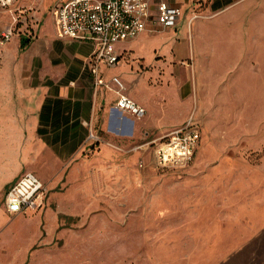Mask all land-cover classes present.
Instances as JSON below:
<instances>
[{
  "label": "rangeland",
  "instance_id": "rangeland-1",
  "mask_svg": "<svg viewBox=\"0 0 264 264\" xmlns=\"http://www.w3.org/2000/svg\"><path fill=\"white\" fill-rule=\"evenodd\" d=\"M59 1L18 0L25 13L1 8L0 27L30 32ZM242 24L230 41L258 47V57L231 60L212 78L191 64L173 68L191 94L166 111L188 101L204 123L187 167H154L164 132L142 127L129 142L103 134L99 152L42 164L59 176L42 179L36 211L8 214L0 178V264H264V2Z\"/></svg>",
  "mask_w": 264,
  "mask_h": 264
},
{
  "label": "crops",
  "instance_id": "crops-1",
  "mask_svg": "<svg viewBox=\"0 0 264 264\" xmlns=\"http://www.w3.org/2000/svg\"><path fill=\"white\" fill-rule=\"evenodd\" d=\"M159 1L149 0L150 16L137 37L112 45L119 62H100L97 73L90 62L95 43L62 35L55 14L30 32L21 27L0 45V178L6 189L26 171H37L41 179L57 178L55 166L50 175L40 166L99 152L106 145L103 134L129 142L142 127L162 128L160 139L193 117L201 121L202 137L201 113L189 110L190 102L166 111L177 98L191 94L173 68L191 64L212 78L217 68L232 65L231 60L258 57V47L233 45L230 35L240 33L245 19L262 15L264 0H165L182 8L176 23L166 28L155 21ZM15 7L26 11L16 0L13 6H0V13L4 8L15 15ZM114 76L126 84L125 93L146 108L143 121L115 107ZM170 118L176 120L167 125ZM90 131L100 140L89 139Z\"/></svg>",
  "mask_w": 264,
  "mask_h": 264
},
{
  "label": "built area",
  "instance_id": "built-area-1",
  "mask_svg": "<svg viewBox=\"0 0 264 264\" xmlns=\"http://www.w3.org/2000/svg\"><path fill=\"white\" fill-rule=\"evenodd\" d=\"M16 0H0L1 7H10ZM20 8L15 7V11ZM182 15V8L161 0L157 4L155 21L163 27L173 26ZM56 23L62 35L80 40H91L95 50L90 58L92 71L97 73L100 62L116 65L120 56L112 45L137 37L145 28L149 0H65L55 9ZM20 17V15H18ZM15 28L6 26L0 32V43L12 39ZM118 98L115 107L136 119H142L146 108L125 93V83L113 77ZM103 83L102 79H98ZM201 121L190 119L166 136L154 141L153 165L161 170H181L193 160L201 139ZM89 139L100 140L90 131ZM46 185L34 172L26 171L7 189L5 210L11 216L37 210L44 203Z\"/></svg>",
  "mask_w": 264,
  "mask_h": 264
},
{
  "label": "trees",
  "instance_id": "trees-1",
  "mask_svg": "<svg viewBox=\"0 0 264 264\" xmlns=\"http://www.w3.org/2000/svg\"><path fill=\"white\" fill-rule=\"evenodd\" d=\"M23 42V41H22ZM24 43H25V40H24Z\"/></svg>",
  "mask_w": 264,
  "mask_h": 264
},
{
  "label": "water",
  "instance_id": "water-1",
  "mask_svg": "<svg viewBox=\"0 0 264 264\" xmlns=\"http://www.w3.org/2000/svg\"><path fill=\"white\" fill-rule=\"evenodd\" d=\"M119 110V109H118Z\"/></svg>",
  "mask_w": 264,
  "mask_h": 264
}]
</instances>
